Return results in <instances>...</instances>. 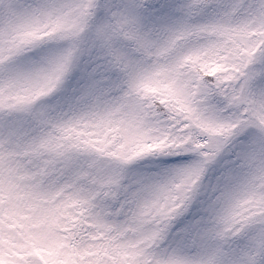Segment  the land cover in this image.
Returning <instances> with one entry per match:
<instances>
[{"label": "snow or ice", "instance_id": "snow-or-ice-1", "mask_svg": "<svg viewBox=\"0 0 264 264\" xmlns=\"http://www.w3.org/2000/svg\"><path fill=\"white\" fill-rule=\"evenodd\" d=\"M0 264H264V0H0Z\"/></svg>", "mask_w": 264, "mask_h": 264}]
</instances>
